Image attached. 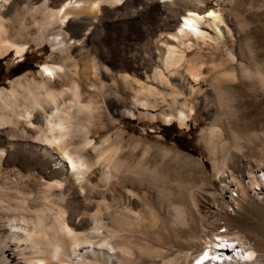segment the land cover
<instances>
[{"label":"rangeland","instance_id":"1","mask_svg":"<svg viewBox=\"0 0 264 264\" xmlns=\"http://www.w3.org/2000/svg\"><path fill=\"white\" fill-rule=\"evenodd\" d=\"M130 1L126 11L107 20L98 10L101 22L91 42L96 63L107 69L100 82L108 86L101 95L92 94L98 106L95 115L73 123L66 143L71 149L83 147L90 160L96 156L94 146H111L113 153L132 162L142 160L146 171L137 180L143 179L142 184L113 192L93 168L96 172L88 178L90 185L83 184L81 190L71 186L61 178L49 145L41 144L39 131L29 124H41L38 112L26 117L24 108L22 115L12 108V123L0 126L3 198H12V213L33 215L42 208L52 215L59 211L67 219L77 207L103 217L110 215L108 227L118 233L127 257L119 258L117 264H196L201 256L207 257L205 264H242L238 255L242 251L252 252L253 260L247 264H264V0H201L196 10L199 15L213 10L220 18L215 20L220 33L199 28L208 37L205 43L189 35L175 37L182 17L174 18L168 27L163 14L146 16L147 37L139 24L142 4ZM20 6L11 8V16L23 21ZM74 18L55 20L49 29L68 36L67 27ZM28 36L20 56L10 49L0 57V89L24 92L28 80L39 85L43 65L54 62L56 50L48 37L40 32ZM186 41L192 43L190 51ZM170 50L174 56L182 55L179 65L166 67L164 58ZM151 52L154 57L148 65L134 59ZM62 53L70 60L66 63L71 71L84 60L72 46ZM187 62L198 70L186 72L180 88V69ZM201 84L205 90L198 94L196 88ZM141 88L157 89L164 99L151 97L154 105L146 106L136 101V91ZM174 94L186 97L183 110L187 116L182 121L176 106L166 109L165 99ZM8 100L19 107L25 101L14 95H8ZM156 108L162 111L154 117ZM55 179L62 181L52 186ZM158 200L188 207L194 219L195 230L185 232L186 243L179 250H166L161 239L188 226L168 217ZM87 217H71L73 224L68 227L80 223L87 228L93 222ZM158 224L163 233L156 231ZM114 256L108 253V261ZM71 257L81 260L79 255ZM87 258L92 259L91 255ZM108 261L104 264L112 263Z\"/></svg>","mask_w":264,"mask_h":264},{"label":"bare ground","instance_id":"2","mask_svg":"<svg viewBox=\"0 0 264 264\" xmlns=\"http://www.w3.org/2000/svg\"><path fill=\"white\" fill-rule=\"evenodd\" d=\"M137 1L142 4L143 11L139 24L145 30L146 35L150 30L146 16L152 13L166 15L168 27H172L174 18L182 17L175 37L177 35H189L205 43V38L208 37L199 28L206 29L209 27L217 33L221 31L217 26L218 23L215 22V20L220 21L219 15L215 11L210 10L205 16L197 13L196 10H198L201 0ZM6 2L7 6L4 7ZM38 2L39 4L35 6L34 4ZM18 3H21L18 12L23 21L11 16V8H15ZM130 5V0H0V57L7 54L10 49H14L16 55L20 56L25 51V42L29 40L28 35L31 32H40V35L47 36L56 50L54 62L52 64L45 63L42 67L43 81L41 84L38 85L32 80H28L26 90L19 93L13 88L7 91L0 89V126L12 123V118L9 116L10 113L12 114V108L19 115H22L20 110L24 108L25 113L23 114L26 117L36 110L41 124L33 125L31 122L29 124L39 131L42 137L41 144L49 145L51 148V153L54 154L52 158L58 161V167L62 171L61 178L65 182H69L71 186L77 185L80 190L83 184L90 185L88 178L91 173L96 172L93 168H96L97 172L104 176L103 184L113 192L122 190L126 186L142 184L141 180L143 179L140 182L137 180L139 177L144 178L146 171L142 160L132 162L128 158L122 157L121 153L117 151L113 153L111 146L104 148L94 146L96 156L90 160L86 155L87 153L84 150L82 152L83 147L71 149L66 143V136L73 123H81L83 118L95 115L98 106L91 99L92 94L101 95L108 86V84L100 82L102 76L106 77L107 69L96 63L94 55L96 49L91 42L95 28L101 22L98 10L107 20L109 16L119 15L120 11L125 10ZM68 16L75 17L67 27L69 29L68 36L62 31L49 29L55 20L64 22ZM203 17L207 18L204 19ZM184 44L188 51L192 49L190 41H186ZM67 46H72L77 57L84 59L78 66L74 64L75 71H71V67L66 63L70 60L62 53V49ZM153 54L154 52L148 55H139L134 59L137 61L139 59V63H147L148 65L153 60ZM181 59L182 55L174 56L171 50L164 58L165 64L167 63L166 67L179 65ZM195 70L198 69L193 63H185L180 69L177 85L181 88L180 85L187 78L186 72L195 73ZM70 77L71 83L65 88L64 86ZM16 83L21 86L18 82ZM186 83H188L189 88L192 87L190 81ZM131 84L133 85V83ZM204 90L205 87L202 84L198 85L196 93L203 94ZM123 93L126 92L121 94ZM8 95L18 96L22 100H27L28 103L23 100L25 103L22 102L19 107L8 100ZM158 96L164 99V96L157 89L141 88L136 91V101L149 107L154 105L151 97L157 99ZM165 100L166 109L168 105L173 107V110L176 106L182 115L181 121L186 118L185 109L183 110L186 105V97L174 94V97ZM204 105H207L205 100ZM155 110L154 117L160 116L162 110L158 108ZM120 112L124 113L125 111L121 110ZM209 114L213 115L212 112ZM87 143L90 141L87 140ZM2 154L3 150L0 149V167ZM240 166L246 168V164ZM53 181L52 186L61 183L62 180L55 179ZM1 188L0 186V264H104L109 259L108 253L109 255L113 253V256L115 254L113 259H110L112 263L120 262L119 258H127L126 250L118 241V233L115 230L111 231L108 227L112 221L110 215L103 217L95 211L92 213L79 211L77 207H74L75 209L68 215L67 219L63 218L59 211L53 212L54 215H52L45 213V209L42 208L36 210L33 215L12 213V198H3L5 192L1 191ZM122 195L124 194H120V196ZM169 198L167 195L166 202L169 201ZM158 204L159 208L172 220L180 225L188 226L187 230L175 231L169 236L166 234L165 239L159 240L161 241L160 244L166 247V250H179L186 243L185 232L195 230L196 224L194 225L192 222L194 219L190 215L189 208L183 207V205L171 206L169 203L165 204L163 200H158ZM77 216L85 218L90 216L93 222L90 223L91 225H86L87 228H84L83 224L80 223L74 224V228L68 227V224H73L71 217ZM155 226L157 232L163 233L161 224ZM153 239V241H158L155 237ZM75 255H79L81 260H72L71 256L74 257ZM90 255L92 259L87 258ZM238 255L242 264L250 263L253 260L251 251L238 252ZM220 256L217 258L220 259ZM205 257L201 256L196 264H205ZM213 264L218 263L213 262Z\"/></svg>","mask_w":264,"mask_h":264},{"label":"trees","instance_id":"3","mask_svg":"<svg viewBox=\"0 0 264 264\" xmlns=\"http://www.w3.org/2000/svg\"><path fill=\"white\" fill-rule=\"evenodd\" d=\"M20 70H22V69H20ZM20 70H19V71H20Z\"/></svg>","mask_w":264,"mask_h":264}]
</instances>
